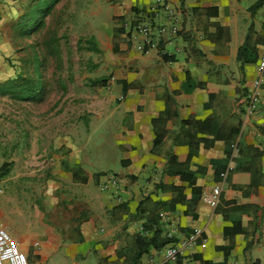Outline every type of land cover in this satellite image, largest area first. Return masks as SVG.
Returning <instances> with one entry per match:
<instances>
[{
  "label": "crops",
  "instance_id": "0c3cea01",
  "mask_svg": "<svg viewBox=\"0 0 264 264\" xmlns=\"http://www.w3.org/2000/svg\"><path fill=\"white\" fill-rule=\"evenodd\" d=\"M92 1L97 30L84 36L100 71L86 75L81 106L63 121L41 117L52 123L40 131V179L20 191L0 180V223L36 264H150L194 232L176 264H264V75L248 111L264 4ZM148 17L165 30L141 49L135 25ZM246 43L256 62L242 64ZM216 185L212 206L204 195ZM153 219L171 242L136 258Z\"/></svg>",
  "mask_w": 264,
  "mask_h": 264
},
{
  "label": "rangeland",
  "instance_id": "374dc122",
  "mask_svg": "<svg viewBox=\"0 0 264 264\" xmlns=\"http://www.w3.org/2000/svg\"><path fill=\"white\" fill-rule=\"evenodd\" d=\"M37 1L0 0V180L9 178L19 191L40 179V131L52 123L41 117L55 113L63 121L73 106H81L78 93L86 75L101 67L102 55L84 36L97 30L86 12L93 1L57 0L42 24L22 33L28 21L21 19ZM38 85L41 90L31 95ZM4 187L3 182L0 193ZM28 257L36 264V257Z\"/></svg>",
  "mask_w": 264,
  "mask_h": 264
},
{
  "label": "built area",
  "instance_id": "2783aa9c",
  "mask_svg": "<svg viewBox=\"0 0 264 264\" xmlns=\"http://www.w3.org/2000/svg\"><path fill=\"white\" fill-rule=\"evenodd\" d=\"M172 17L174 12H171ZM165 30V27H157L154 32V23L151 18H147L145 21L138 22L135 25V31L142 36L141 49L146 46L154 47L156 45L155 37L160 36ZM156 33V35L154 34ZM258 70L260 78L256 81V89L250 96L249 112H253L257 109L259 100V87L264 75V55L258 61ZM231 168V167H230ZM226 173L223 174L225 178ZM222 193V187L216 185L212 187L210 192L204 195V199L212 206H217L220 201ZM199 236V232L190 233L185 236L178 244L173 243L167 245L162 251L164 254V260L158 261L152 259L150 264H176V262L184 256L186 250L196 243ZM35 246L41 247L40 242H35ZM0 264H30L29 257L19 246L17 240L12 234L0 223Z\"/></svg>",
  "mask_w": 264,
  "mask_h": 264
},
{
  "label": "trees",
  "instance_id": "16d2710c",
  "mask_svg": "<svg viewBox=\"0 0 264 264\" xmlns=\"http://www.w3.org/2000/svg\"><path fill=\"white\" fill-rule=\"evenodd\" d=\"M56 1L57 0H38L34 9L32 10L31 15L29 16L28 15L29 13H28L27 15H25L21 19L22 21H28V23L25 25L26 28L22 29V33L30 30L32 28V26H34V28H37L39 24H42L41 20L44 17L45 13L52 10L53 5ZM263 4H264V0H261L259 2L258 6L263 5ZM81 40H83V39H80V41ZM90 49L94 50L93 46L90 47ZM248 51H249L248 43L244 44L240 48L239 58L242 61V64H247L250 62H256L257 61V55L255 53L253 54L254 57H252V58L247 57ZM93 82L95 84L96 83L103 84L104 80L103 79H95ZM204 86H205V84H204ZM40 90H41L40 85L34 86L32 88L33 93L31 95H35ZM234 134H236V130H235ZM233 145H234V139L231 143V147ZM152 221H153L152 227L155 229H154V232L151 234V236L150 237H144V236H138L137 237V242L140 246V250L136 252V258H139L144 252H148L152 248L159 249V248L166 246V244H168L169 242H171V239L162 236L163 228H162L161 224H159L156 219H153Z\"/></svg>",
  "mask_w": 264,
  "mask_h": 264
}]
</instances>
